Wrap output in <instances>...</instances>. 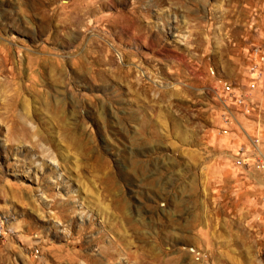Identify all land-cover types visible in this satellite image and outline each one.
I'll use <instances>...</instances> for the list:
<instances>
[{
	"label": "rangeland",
	"instance_id": "374dc122",
	"mask_svg": "<svg viewBox=\"0 0 264 264\" xmlns=\"http://www.w3.org/2000/svg\"><path fill=\"white\" fill-rule=\"evenodd\" d=\"M140 263L264 264V0H0V264Z\"/></svg>",
	"mask_w": 264,
	"mask_h": 264
},
{
	"label": "bare ground",
	"instance_id": "6f19581e",
	"mask_svg": "<svg viewBox=\"0 0 264 264\" xmlns=\"http://www.w3.org/2000/svg\"><path fill=\"white\" fill-rule=\"evenodd\" d=\"M163 23H164V22H163ZM163 25H164V24H163ZM164 27H165V26H164ZM162 28H163V27H162ZM154 253H155V252H154ZM141 263H142V262H141ZM141 263H140V264H141Z\"/></svg>",
	"mask_w": 264,
	"mask_h": 264
}]
</instances>
